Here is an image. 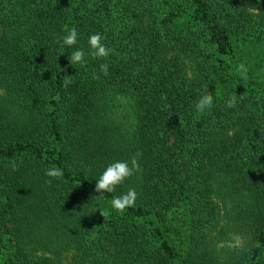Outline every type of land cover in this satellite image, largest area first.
<instances>
[{"label":"trees","instance_id":"16d2710c","mask_svg":"<svg viewBox=\"0 0 264 264\" xmlns=\"http://www.w3.org/2000/svg\"><path fill=\"white\" fill-rule=\"evenodd\" d=\"M0 264H264V0H0Z\"/></svg>","mask_w":264,"mask_h":264},{"label":"clouds","instance_id":"9594fccd","mask_svg":"<svg viewBox=\"0 0 264 264\" xmlns=\"http://www.w3.org/2000/svg\"><path fill=\"white\" fill-rule=\"evenodd\" d=\"M65 31L67 34L62 37V43L61 38L57 39V43H60L62 48L64 46H74L78 40L77 29H69L66 27ZM102 40L103 37L99 33L93 34L89 37L88 43L93 50L91 52V55L93 57H107L110 54V50L104 43H102ZM84 58L85 51L82 48L77 49L71 52L69 62L75 66L82 65L84 63ZM108 67L109 65L107 63H103L100 65V69L104 73V75L108 74ZM239 70L245 73L247 72L244 64L239 65ZM93 78L97 79L98 75L93 74ZM73 83L74 81L70 78V76L66 75L64 80V87L67 88ZM236 102L237 99L235 96L230 97L226 103V107L234 108L236 106ZM212 104L213 95L207 91L206 86L205 94L200 96L198 102L195 105L196 110L203 113L206 109L211 108ZM12 165L13 170H16L17 165L15 163V160L12 161ZM138 171H140V165L136 156L131 157L130 161H117L111 163L107 166L106 170L97 180L95 191L98 193L114 192L118 185L122 184L127 178L131 177ZM45 174L52 178H62L64 175L63 170L60 168H50L46 170ZM48 183H51V180H49ZM137 196L138 194L136 190L134 188H130L125 194L114 197L110 201V204L116 211L123 213L127 208L135 205ZM101 214L106 215V213L103 212H101Z\"/></svg>","mask_w":264,"mask_h":264},{"label":"rangeland","instance_id":"374dc122","mask_svg":"<svg viewBox=\"0 0 264 264\" xmlns=\"http://www.w3.org/2000/svg\"><path fill=\"white\" fill-rule=\"evenodd\" d=\"M127 103L128 101L125 98H118V113L124 117L125 113L127 112Z\"/></svg>","mask_w":264,"mask_h":264}]
</instances>
